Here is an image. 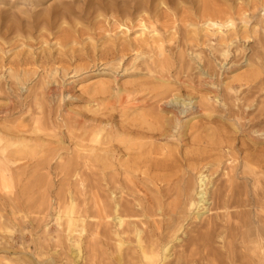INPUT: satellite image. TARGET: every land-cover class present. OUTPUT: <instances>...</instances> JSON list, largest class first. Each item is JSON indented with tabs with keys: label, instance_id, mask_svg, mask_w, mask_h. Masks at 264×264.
Instances as JSON below:
<instances>
[{
	"label": "rangeland",
	"instance_id": "1",
	"mask_svg": "<svg viewBox=\"0 0 264 264\" xmlns=\"http://www.w3.org/2000/svg\"><path fill=\"white\" fill-rule=\"evenodd\" d=\"M91 1L44 0L34 10L35 0H0V12L10 13L0 14V131L8 132L24 124L31 132L41 130L36 133L39 138L44 135L41 139L45 146L34 147L32 157H25L22 163L31 160L32 164L46 162L45 166H49L35 175L31 194L22 195L24 218L16 216L17 225L10 224L11 233L21 231L23 239L14 233L10 237L7 233H0V264H74L69 251L74 241L79 242L81 250L79 264H120L116 259L115 239L112 238L113 222H100L96 216L93 202L96 190L91 187L95 176L92 177L86 169L78 168L79 174L87 171L89 175L68 177L59 169L79 148L89 150L97 145L94 146V143L92 146L86 141L84 146H78V143L72 142L76 148L65 138L63 144L58 142L61 133H67L64 106L73 113L87 116L94 109L105 112L103 105L91 110L86 104L89 97L86 92L101 85L108 87L109 97L121 89L135 90L132 97L140 99L141 105L162 89L170 88L169 93L182 96L190 108H207V111L196 114L195 120L190 123V127L199 129L187 131V134L193 133V137H205L204 143L198 144L199 149L191 140L178 145L156 141L154 146L157 148L165 147L179 156L196 152H203V157L214 154L212 158L220 160L223 166L227 163L228 167L239 165V171L243 157L256 155L259 151L257 155L260 154L261 160H264V141H260L264 140V136L255 143L250 140V143L245 133L250 130L248 124L251 123L229 119L224 113L227 110L245 112L250 115V121L258 123L259 112H264V0H164L160 4L156 0H103L100 9H96L97 6L90 8ZM64 2L72 4L69 6L74 14H51L48 21L44 20L45 14L42 13L46 9L55 10ZM140 6L144 8L142 13ZM18 11L26 14H18ZM58 15L64 17V21H54ZM188 85L199 89L190 90ZM179 87H182L181 93ZM55 91L58 95L52 96ZM250 92L251 97L248 95ZM214 94L219 99L213 98ZM204 98L209 100L206 107L202 105ZM148 111L150 113L152 109L145 107L134 112L117 108L115 121L122 122L126 117L132 120ZM123 112L126 117L121 119ZM186 120L182 118V122ZM259 120L260 125L256 128L264 131V116ZM243 124L248 127L242 129V134L236 133L235 127ZM229 144L232 145V152L226 149ZM220 147L222 152H219ZM59 157L62 160L59 161ZM185 168L180 169L183 171ZM92 172L95 171L92 169ZM201 172L208 174L205 168ZM256 178L259 188L264 187V175L260 173ZM80 180H85V187ZM250 180L248 187L252 188L253 181ZM147 186L155 191L148 182ZM11 191L3 189L0 196L7 199ZM72 193L75 198H72ZM141 193L146 191L141 188ZM143 194L139 196L143 197ZM152 194L147 193L148 196ZM70 199H75L74 210L70 211L72 214L68 210ZM56 214L61 220H56ZM76 215L85 218V225L88 222L82 237L71 232L68 218L65 219H75ZM207 215L191 222H203ZM160 218L151 216L143 220V228L148 229L147 232L155 229ZM66 220L67 223H64ZM130 221L137 223L138 219ZM190 227L185 226L184 233ZM95 231L100 234L96 235ZM103 234L107 235L104 237ZM178 236L180 241L170 253L171 260H174V252L179 254L185 243L186 235L179 233ZM129 249L124 247L121 250L124 254L122 264H136Z\"/></svg>",
	"mask_w": 264,
	"mask_h": 264
},
{
	"label": "bare ground",
	"instance_id": "2",
	"mask_svg": "<svg viewBox=\"0 0 264 264\" xmlns=\"http://www.w3.org/2000/svg\"><path fill=\"white\" fill-rule=\"evenodd\" d=\"M42 1L44 0H35V5L32 6V9L36 10L42 4ZM102 1L92 0L89 3V7L94 8L97 6L96 9H100ZM163 1L156 0L158 4ZM69 5L72 4L64 2L60 3L55 10L52 8L46 9L42 13L45 14L43 16L45 17L44 20L48 21L51 18V14H72L73 12L70 11ZM143 9L140 6L139 10L141 13ZM27 12L36 14L31 11ZM0 14L10 13L0 12ZM18 14L26 13L18 11ZM61 20L64 21V17L61 15L54 18V21L59 22ZM46 21L45 23H47ZM40 23L37 24V27ZM209 23L213 26L215 25L214 22ZM43 25L46 24L43 23ZM141 33L143 34V32ZM187 87L193 91L199 89L190 85ZM168 89L170 88L162 89V91L153 95L152 98L141 105L140 99L132 97L135 90L121 89L117 91L116 95L109 97L108 87L101 85L96 90L94 88L95 91L86 92L87 97L89 96L86 99V104L89 108H92L91 110L96 106L100 107L103 105L106 108L105 112H99L100 110L94 109L90 112L91 115L87 116L76 112L74 114L71 112L72 110L70 111L64 106L63 113L68 124L67 133L64 134L62 132L58 142L63 144V138H65L71 143H78V146L87 143L86 141L92 146L94 143V146L97 145L89 150L82 147L79 148L80 150L73 153L72 158H69L64 164L59 166L60 172L68 177L75 175L81 178L85 175L88 176V171L92 173V177L95 176L91 187L92 190H96V195L94 196V201H91L94 202L98 221L110 220L111 222L109 223L113 222L114 231L112 238L115 239L116 259L120 264H122L123 257L121 250L124 247L130 248L132 260L136 264H264V187L259 188L258 179L256 178L260 173L264 175V166H261L264 164V160H261L262 156H259L260 154L257 155L258 151L256 155L251 154L248 157H243L241 159L242 169L239 171V165L228 167L226 162L227 165L223 166L220 160L212 158L214 154L203 157V152H196L184 153L179 156L172 151H168L165 147H155L156 141L177 145L183 144V142L188 140L193 141L196 145L200 142L204 143L203 138L205 137H193V133L187 134V131H197L199 129H195V126L190 127V123L195 120L196 114L207 111V108L198 106L190 108L189 104H185V101L182 100V96H180L181 98L172 96L171 94L175 92L169 93ZM55 92L51 93L52 96L58 95ZM250 94L251 92L248 95L250 96ZM213 98L219 99L217 94H214ZM203 102L204 104H201L206 107L209 102L208 98H204ZM246 102L247 99L245 100ZM145 107L151 108L152 111L137 115L132 120H127L123 112L120 117L123 119L122 117L125 116L126 119L118 123L115 121L117 108L122 109V111L133 110L135 112ZM224 113H227L225 116L229 119L244 120L251 123L250 125L248 124L250 130L248 132L245 130L246 133L244 132L245 136L249 138V142L251 140L255 143V141L260 140L264 136V131L259 129V127H257L258 129L256 128V126L260 125L259 122L261 121L259 119L264 116V112H259L256 118L258 123L250 121L248 119L250 115L244 114L245 112L238 113L233 110H227ZM183 117L187 120L182 122ZM24 125L23 127L13 128V130L10 129L8 132L0 131V191L3 189H6V191L12 190L11 195L7 199H3L0 196V233L2 235L7 233L9 237L14 233H11L12 230L9 229L10 224H13V226L14 224L17 225L18 220L16 218H24L22 195L31 194L35 175L49 168L48 164L45 166L46 162H40L35 165L30 163L31 160H27L26 163H22L25 157H32L34 147L37 149V146H45V142L41 139L44 135L41 138L37 135L41 130L31 132ZM245 126L247 125L243 124L238 128L232 129L236 130V133H241ZM32 134L37 136L33 137L34 135L32 136ZM221 134H219L220 137L224 136ZM211 137L214 138L213 135ZM216 137L215 140L217 139ZM215 140L212 141L214 142ZM218 140L221 141V139ZM213 142L208 141L209 144ZM89 143L87 144L88 147H90ZM226 149L232 152V145L229 144ZM213 150L217 151L216 148H213ZM38 151L40 150L38 149ZM222 151V148L219 149V152ZM207 153L210 154L209 152ZM183 167L186 168L182 171L180 168ZM78 168H83L87 171L79 174ZM203 168L206 169L208 174L205 175L201 172ZM92 169L95 172H92ZM77 171L78 174H76ZM249 179H252L250 180L251 182L253 181L252 188L248 187ZM80 181L82 187H85L83 185L85 180ZM147 182L152 185L155 191H152V188H148ZM140 187L146 191L145 194L141 193ZM84 189L83 192H85ZM148 192L149 194L152 192L154 195L148 196ZM140 194H143V197H140ZM74 196L76 195L73 194L72 198ZM73 200L75 201V199ZM73 200L68 202L69 204L66 203L69 205V214L74 210L75 204ZM81 210L83 211V209ZM205 215L207 216L203 222L193 223L202 219ZM151 216H159L161 218L160 220L158 219L159 221L157 220L156 228L147 232L146 230L148 229L143 228V220L146 221ZM66 218H68V225L72 227L71 232L82 237L81 235L85 233L86 225H88V222L85 225V218L82 215L75 219ZM134 218L138 219L137 223L130 221ZM58 219H60L59 215H57L56 220ZM192 220L193 222H191ZM64 223H67V220ZM78 224H80V227H78ZM187 225H191V227L184 233ZM65 227L67 228V225ZM77 228L80 229L77 231ZM179 233L186 235L185 243L181 247L182 251L179 254L174 252V260H171L170 253L176 248L177 242L180 241ZM15 234H17L19 239L24 237L21 231L20 233L15 232ZM95 234L99 235L100 233L95 231ZM105 235L103 234L102 236L105 237ZM72 245L69 250L70 255L74 264H79L82 259L79 242L74 241ZM54 254L56 255V253Z\"/></svg>",
	"mask_w": 264,
	"mask_h": 264
}]
</instances>
